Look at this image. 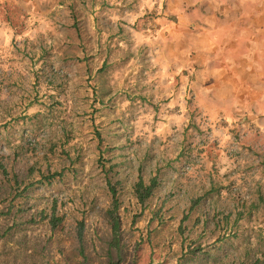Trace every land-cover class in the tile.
I'll list each match as a JSON object with an SVG mask.
<instances>
[{"label":"rangeland","instance_id":"obj_1","mask_svg":"<svg viewBox=\"0 0 264 264\" xmlns=\"http://www.w3.org/2000/svg\"><path fill=\"white\" fill-rule=\"evenodd\" d=\"M109 181L123 264L184 237L264 264V0H0V264L98 262Z\"/></svg>","mask_w":264,"mask_h":264},{"label":"trees","instance_id":"obj_2","mask_svg":"<svg viewBox=\"0 0 264 264\" xmlns=\"http://www.w3.org/2000/svg\"><path fill=\"white\" fill-rule=\"evenodd\" d=\"M61 173V172H60ZM59 172H56L55 174H52L53 176H45L42 174V176H45V179H47L49 182L52 181L57 175H61ZM4 174H8V170L4 169ZM15 184H12L14 190L18 191V194L20 196H25L24 193L31 191L33 187L36 185V182L29 183L26 188L20 190L18 182V178L15 174ZM110 189L113 193V202L112 207L109 210V216L112 219V226L111 230L108 235L103 237L104 243L102 244V241L100 243V248L97 250L98 246H95L93 248L94 252L101 258L98 262H95L92 251L90 252L87 249V246L82 242V240H79L78 243H75L72 248V258L69 261L66 258V264H123L124 261L127 260L129 255V247L127 244L122 243V230H121V224L119 219V214L117 213L120 203L117 197V189L115 185L112 184V182H108ZM158 185V179L157 177L151 178V180L147 183L142 177L139 179V181L135 184V196L139 203L146 204V202L153 196L155 189ZM263 194H260L262 196ZM260 201H264V197L262 196L260 198ZM62 221V218L60 216H57L56 214H53L51 217L50 223L52 224L53 228L57 227L59 223ZM163 223V222H162ZM83 224L80 222L79 228H78V236L79 238L83 235ZM186 226L183 227L182 225L179 226V232L183 236L186 233ZM158 229L150 230L148 239H151L155 232H157ZM237 234L235 233L234 236ZM225 237L223 236L217 241L224 240ZM186 243V237L183 238V242L178 249L177 253V259L174 260L173 257H171L168 252H165V250H159L155 251L154 247L152 249V255L150 257V261L148 264H208L209 261L216 259V254L219 253V250L221 249V245L217 243H213L210 245L202 246V245H193V243H189L187 246H185ZM157 247V246H155ZM138 249V247L135 248V251ZM180 253V255H179ZM173 261V262H170ZM260 261V260H259ZM213 262H210V264H213ZM140 263V257L136 255L134 256V260L130 262L129 264H139Z\"/></svg>","mask_w":264,"mask_h":264},{"label":"crops","instance_id":"obj_3","mask_svg":"<svg viewBox=\"0 0 264 264\" xmlns=\"http://www.w3.org/2000/svg\"><path fill=\"white\" fill-rule=\"evenodd\" d=\"M223 21H222V25L221 27L219 28V31L221 30V33H224V32H230L229 31V27L227 26L228 24H230V22H233V18H230L229 16H223Z\"/></svg>","mask_w":264,"mask_h":264}]
</instances>
